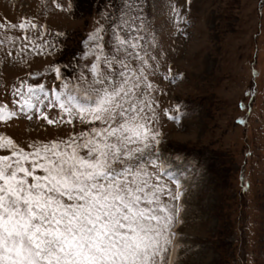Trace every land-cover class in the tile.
Returning <instances> with one entry per match:
<instances>
[{
	"label": "snow or ice",
	"instance_id": "obj_1",
	"mask_svg": "<svg viewBox=\"0 0 264 264\" xmlns=\"http://www.w3.org/2000/svg\"><path fill=\"white\" fill-rule=\"evenodd\" d=\"M123 2L118 14L111 0L101 11L83 41L81 60L91 62L78 65L74 79L55 64L59 88L20 78L11 106L0 103V122L23 116L67 129L23 144L0 133V264H179L185 190L161 150L156 40L142 42L141 0ZM0 28L20 30L21 53L31 45L54 55L62 47L56 38L66 36L45 39L47 24L27 16ZM164 111L180 122L181 105Z\"/></svg>",
	"mask_w": 264,
	"mask_h": 264
},
{
	"label": "rangeland",
	"instance_id": "obj_2",
	"mask_svg": "<svg viewBox=\"0 0 264 264\" xmlns=\"http://www.w3.org/2000/svg\"><path fill=\"white\" fill-rule=\"evenodd\" d=\"M141 3L148 25L142 42L148 45L155 37L152 54L161 65L154 77L160 89L161 150L185 190L179 264H264V0ZM108 4L0 0V23H19L27 16L47 24L45 39L56 31L66 33L56 38L62 47L54 55L37 53L31 45L21 53L20 30L0 28V103L11 106V86L20 78L59 88L50 71L55 64L62 66L63 78L74 79L78 65L91 62L81 60L83 41ZM111 6L118 14L124 2L111 0ZM173 9L179 10V19ZM36 34L30 29L29 39ZM10 38L16 39L14 45ZM105 39L110 50V32ZM178 73L183 75L174 83L163 78ZM177 104L183 114L179 123L164 111L174 112ZM242 117L246 123H239ZM66 130L23 116L0 122V133L22 144Z\"/></svg>",
	"mask_w": 264,
	"mask_h": 264
},
{
	"label": "trees",
	"instance_id": "obj_3",
	"mask_svg": "<svg viewBox=\"0 0 264 264\" xmlns=\"http://www.w3.org/2000/svg\"><path fill=\"white\" fill-rule=\"evenodd\" d=\"M60 65V64H59ZM62 70V69H61ZM63 74V73H62ZM65 79V78H64ZM60 84H61V81L60 80H57Z\"/></svg>",
	"mask_w": 264,
	"mask_h": 264
}]
</instances>
